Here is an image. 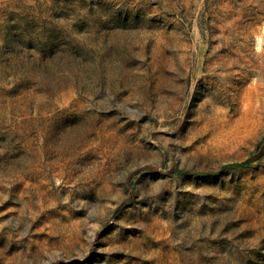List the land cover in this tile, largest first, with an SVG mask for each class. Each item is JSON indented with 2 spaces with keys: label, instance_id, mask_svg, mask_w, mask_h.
Segmentation results:
<instances>
[{
  "label": "rangeland",
  "instance_id": "obj_1",
  "mask_svg": "<svg viewBox=\"0 0 264 264\" xmlns=\"http://www.w3.org/2000/svg\"><path fill=\"white\" fill-rule=\"evenodd\" d=\"M263 144L264 0H0V264H264Z\"/></svg>",
  "mask_w": 264,
  "mask_h": 264
},
{
  "label": "trees",
  "instance_id": "obj_2",
  "mask_svg": "<svg viewBox=\"0 0 264 264\" xmlns=\"http://www.w3.org/2000/svg\"><path fill=\"white\" fill-rule=\"evenodd\" d=\"M263 154H264V144H263V147L261 148V150H259V153L257 154V158H260ZM250 162H251V160H245V161L237 163V164H231L225 168H231V169L244 168V167L248 166L250 164ZM176 173L177 174L179 173L181 175H192V176L206 177V176H215V175L219 174L220 171L217 173L211 172V173H204V174H194V173L192 174V173H188V172H178V171Z\"/></svg>",
  "mask_w": 264,
  "mask_h": 264
}]
</instances>
